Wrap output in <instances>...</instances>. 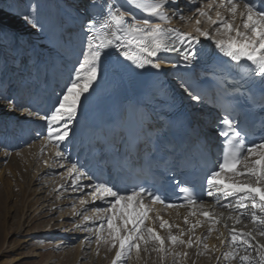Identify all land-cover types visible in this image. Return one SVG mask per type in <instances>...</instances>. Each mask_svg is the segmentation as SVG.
Returning <instances> with one entry per match:
<instances>
[{
	"label": "snow or ice",
	"instance_id": "obj_1",
	"mask_svg": "<svg viewBox=\"0 0 264 264\" xmlns=\"http://www.w3.org/2000/svg\"><path fill=\"white\" fill-rule=\"evenodd\" d=\"M89 2L96 11L81 24L85 49L70 73L67 85L50 112H27L29 117L37 116L46 124V145L41 149L42 154L51 146L55 148V157L64 160L66 153L61 145L69 138L70 122L75 121L82 100L100 78L102 61L111 58V50L137 69H161L165 62L162 53L176 54L185 62V67H191L202 51L196 46L201 44L200 38L203 37L211 41L228 61L238 68L246 69L247 78L240 86L244 91L239 94L249 92L250 89L245 88V85L255 83L259 77L261 99H264V0H196L194 9H190L192 16L187 18L178 8V0H103L102 4L100 0ZM186 2L190 4L192 0ZM129 8L139 10L157 22L138 18ZM177 16L187 21L195 17L194 34L163 26L171 25ZM23 19L34 28L39 26L29 15H24ZM202 22L207 23L209 28H202ZM179 87L192 101L200 103L203 100L190 85L181 83ZM0 100L13 106L14 102L10 99L0 97ZM229 104H232L231 100ZM239 114L233 106L231 110L226 109L223 117L218 120L221 146L216 158L204 171L202 192L188 181L173 185L172 192L181 201L179 203L174 202L161 189L138 185L130 191H122L111 182L98 181V178L97 182L82 184V180L93 181V176L79 168L75 162H69L65 175L71 180L70 186L76 191L90 189L85 192L90 200L81 198L80 204L95 205L91 209L75 212L83 220L82 224L76 225L77 229L92 232L98 248L105 245L109 251L115 250L112 264H128L133 252L139 259L141 251H148L149 244L154 246L152 251L157 252L162 261L170 253L174 264H179L188 256V252L175 251L177 246H186L188 249L195 246L198 256L209 251L220 252V248L209 249L205 242L220 223V219L213 216V211L203 210L205 202L202 195H206L213 198V210L219 207L234 213L228 219H234L236 224L241 223L242 219H249L256 226L254 232L264 236V135L253 139L247 125L238 122ZM44 163L47 165L48 161ZM59 167L65 168V164L60 163ZM60 187L64 188V185ZM97 201L101 203L97 204ZM158 204L166 209L198 207L201 211H190L189 216H201L207 221V235L203 238L195 236V229L203 224L199 219L185 231L157 213L155 220H159V228L167 230V236L162 237L155 229V220L150 215L156 211L154 206ZM87 211H93L95 215L90 217L86 215ZM184 224H189L188 216L184 217ZM173 228L178 230L179 235L173 234ZM185 236H188L187 240ZM221 243H227L229 249L216 257L218 264L220 260L231 264V261L237 259L240 264H264V244L256 242L253 232L237 231L233 227L230 239L222 240ZM241 252L244 254L241 255Z\"/></svg>",
	"mask_w": 264,
	"mask_h": 264
},
{
	"label": "rangeland",
	"instance_id": "obj_2",
	"mask_svg": "<svg viewBox=\"0 0 264 264\" xmlns=\"http://www.w3.org/2000/svg\"><path fill=\"white\" fill-rule=\"evenodd\" d=\"M67 6L66 0H0V97L14 101L13 106L10 107L4 100H0V143L3 140L6 143L7 136L13 134L10 129L11 123L17 124L18 117L20 121L22 118H32L33 116L27 115L28 111L45 114L46 108L52 103V101L49 103L48 97L60 93L62 84L68 83L70 73L85 49L84 33L81 27L79 29L73 21L68 19ZM182 7L179 9L182 10ZM24 15H29L33 21L38 22L39 26L32 27L23 19ZM176 19L177 22L181 21L179 17ZM80 43L81 47L78 46ZM67 55L68 57L72 55L73 58H67ZM32 68L35 74L41 72L36 79L37 89H42L45 85L49 92L38 95L43 99L40 100V97L36 99L37 110L31 108L27 111V107L24 109L26 103L23 109L20 106L22 103L16 105V100L13 98L15 89L11 88L13 85L11 82L14 78L21 80L22 74ZM49 76L53 86L50 82L48 83ZM60 77L63 79L60 80ZM30 87L29 91L36 88ZM53 100L55 101L56 98L54 97ZM50 111L51 109H48V112ZM34 118L32 121L36 124L39 121L42 122L37 116ZM70 125L72 129H70L69 137H72L77 122L72 121ZM29 131L25 143L7 142L2 146L0 144L2 148L0 149V264H112L115 250L109 251L107 246L100 245V250L97 249L99 256L95 257L96 247L90 242V233L82 231V233L86 232V235L77 236L75 232L79 233V229L76 231L75 226L71 225L72 228L69 226L73 221L67 218H75V212L82 209L84 205H80V199L83 196L76 195L78 199L66 201L69 199L68 195L65 196L67 193L60 194L63 190L56 191L59 182H66L64 173L66 170L59 167L60 160L49 167V163L47 165L44 163V157L37 156L40 152L38 146L45 147L46 130L44 132ZM21 135L18 133V138ZM62 147L63 151H70V145L67 147L62 145ZM4 153L8 156L7 160L2 159ZM14 155L22 156L28 163L30 158L33 159L30 169L25 172L29 174H27L28 178H22L21 172L7 169L10 163L13 164L16 160ZM54 166L58 169L52 170ZM45 171L47 173L41 175ZM30 193L39 198V203L32 210L30 209V212L25 210L24 213H19V210L22 212L25 198ZM63 201L67 202V205ZM89 214L90 211H87L86 215ZM23 215H25L24 218ZM81 219L82 217H79L77 220ZM62 223H65V226ZM21 225L25 233L19 235ZM64 227L66 230H63ZM79 237L81 240L78 241ZM86 239L87 245L80 247L81 241ZM60 242L63 243L59 244ZM153 247L149 244L148 251H141L139 259L133 252L128 264H174L170 253L162 261L160 255L152 251ZM185 248V246H177L176 251L183 253ZM194 250L195 248L191 255L183 258L179 264H184V259L189 262L187 264H198L197 250ZM243 254L241 252V255ZM206 256L203 257V264H211L213 255L212 258L211 255L208 257L206 254ZM234 261L236 263V260ZM221 262L229 264L224 260Z\"/></svg>",
	"mask_w": 264,
	"mask_h": 264
},
{
	"label": "bare ground",
	"instance_id": "obj_3",
	"mask_svg": "<svg viewBox=\"0 0 264 264\" xmlns=\"http://www.w3.org/2000/svg\"><path fill=\"white\" fill-rule=\"evenodd\" d=\"M193 1H194L193 3L186 4L183 2V0H178L177 6H178V8L181 6H185L182 8L183 13H185L184 11H186L185 9H187V8L188 9H194V7L196 6V0H193ZM66 3L68 5L67 7L69 10V12H67L66 15L68 16V19L70 21H73L74 24H76L79 27V29L81 27V24L85 20L89 19L96 11V9L91 7L89 0H66ZM100 3L102 4L103 0H100ZM186 6H188V7H186ZM129 11L132 12L134 15H136L138 18H148L150 20H153V22H157V21H155L154 18L146 17V14H143L139 10H136L134 8H129ZM184 15L186 18L189 16H192V11L189 10V12L185 13ZM176 18H178V17L173 18L171 25H163V26L178 29L182 32H193V29L195 26L194 25L195 17H192L191 21L181 20L180 22H177ZM237 23H239V21H237ZM201 27L202 28H209V25L207 23L202 22ZM193 34H194V32H193ZM200 39H201V42H203L205 40L203 37H201ZM205 41H209V40H205ZM209 42H210V44H212L214 46V44L211 41H209ZM78 46L81 47V43ZM111 51H112L111 58L110 59H104L102 61L100 78L98 79L97 83L94 85L91 92L86 94V98H84L82 100L83 101L82 105H81L79 112H78V115L75 119V121L77 122V125L74 127L73 136L69 137L68 140H66L62 144V145H64V147L65 146L67 147L68 145H70V148H71V150L68 152L64 151L66 153L64 160H60L59 158L55 157V148L49 146L46 149V151H44L42 154L41 149L44 147L40 146V145L38 146L39 147L38 150L40 152H38L37 156L44 157V159L46 161H48L49 167L55 165V162H58V160H60V163L65 164V168H63V170L64 169L66 170L69 162L73 161L77 164V162L79 161V158L83 152V149L85 148V143L89 140V137L91 135L90 131H89V127H91V124H90L91 120L94 119L97 115L106 113L109 108L114 107V108H121L124 110H128V114L126 116V119L129 122V124H132V125H134V124L132 123L130 118H132L135 114H137V112L146 114L147 113L146 109L136 108V106H135L136 96L132 90L133 84H143V85L149 84L150 85L153 83L154 86L156 85V86L166 87L171 82L179 84V82L181 81L180 76L182 75L183 71H189L192 74H196V75H198L200 73L197 70L198 67L196 65L193 64L191 67H185V62L182 60V58H180L179 56L173 55V54H163L162 53L161 57H164L165 62L162 63L161 69L156 70V69H153L151 67H146L145 69H137L134 65L131 64V62L124 60L122 56H118V54L115 53L114 50H111ZM67 58H73V56L71 55L70 57H68V55H67ZM157 59H160V58L158 57ZM173 65H176V66L174 67ZM40 74H41V72H37L35 74V71L32 68V70L30 69L27 72L25 71L24 74H22L21 80L20 79L17 80L14 78L13 81L11 82V84H13L11 86V88L13 87V89H15L13 98H14V100H16V105L22 103L20 105L21 109H23V107L25 105V101H28L31 99L35 101L36 98L41 97V96H38L39 94L40 95L45 94V93L47 94L49 92L48 87L47 86L45 87V85L42 87V89H39V90L37 89L38 85H36L37 84L36 79L38 78V76ZM62 79L63 78L60 77V80H62ZM48 80L50 82H52L51 76L48 77ZM27 85H29V86L27 87ZM66 85H67V82L62 84V90L65 88ZM30 86L31 87L33 86L32 88L36 87L35 88L36 91L34 89H31V91H29L28 89ZM52 86H53V84H52ZM52 86H51V88H52ZM62 90H61V92H62ZM38 91H40V92L37 93ZM61 92L56 93L57 95H55V96L53 95L56 98L55 101L53 100V98H54L53 96L48 97L49 103H51V101H52V103H51V106H48L46 108L45 113H48V109L53 108V106L56 104L57 100L59 99ZM88 103L94 104L95 110H94V113L92 116H86L85 106ZM190 103L193 104L196 102L191 100ZM26 107H27V111H28V109L33 108V105H29L27 103L25 105L24 109H26ZM202 108L203 107H201V106H196L194 108V112L196 114H199L202 111ZM15 112H17V111H15ZM23 112H24V110H23ZM17 117H18V115H17ZM34 117L35 116H33L32 118H25V119L22 118L21 121L19 120L20 117H18V123L17 124L11 123L12 127H10V129H11L13 134L10 136H7L6 141L8 143H11V142H14V143L16 142L18 144L25 143V141L28 139L26 137V136H28L27 133H30L29 130H33L34 132H38V131L44 132L46 130V124H44L43 121L42 122L39 121L38 124H36V122L32 121L33 119H35ZM197 120L200 121L201 119L197 118ZM18 133L22 134L19 138L17 136ZM91 133L94 134L95 139H98L99 136H98V133L96 131H92ZM8 135H9V133H8ZM7 142L5 143V141L3 140L0 144L2 146L4 144H7ZM45 145H46V143H45ZM62 145H61V149L63 150ZM0 149H2V148H0ZM74 149H76V151H78V154L76 155V157L74 156V153H75ZM7 158H8L7 154L4 153V156L2 155V159L7 160ZM14 158L16 160L13 162V164L10 163L11 165L7 169L14 170L17 173L21 172L22 178H25V179L28 178L27 176L29 174L27 173L28 174L27 175V174H25V172L30 169V165L33 164V159L30 158V161L28 163L22 156L21 157L15 156ZM37 160H39V159H37ZM38 164H39V161H38ZM57 166H54V168H52V170L58 169ZM2 167H3V165H2ZM79 168L86 171V168L84 165H81ZM45 173H47V172L45 171L41 175H44ZM64 173H66V171ZM22 174L23 175L25 174V175L22 176ZM34 178H35V175H34ZM65 178H66V180H65L66 182H64V181L59 182L57 184L59 186V187H57V189L60 188L59 190H63V192H61L60 194L65 193V192L67 193L65 196L68 195L69 199L66 201H70L72 199L73 200L78 199L79 197L76 195L83 196L84 199L90 200V197L85 196V192L90 191V189H84L83 191H76L70 186L71 180L66 175H65ZM62 183L64 185V188L60 187L62 185ZM81 183L82 184H90V183H93V181L82 180ZM207 199H208V201L205 203L203 210L213 211V216L215 218L220 219V223L217 225V230L213 231L211 236L208 237V239L205 241L208 244L209 249H212L214 247L220 248V252L209 251L206 253V254H208V257L211 255V258L213 255V258H212L213 260H212L211 264H218L216 257L220 256L221 252L229 249L228 244L227 243L222 244L221 241L222 240L228 241L230 239V231L233 227L240 229L239 231H242V232H246L248 230H251L254 233V235H256V240H257L256 242L259 241V243L264 244V236H260L254 232V229L256 228V226L254 224H252L249 219H242V222H246V227L242 226V222L239 224H236L234 219L233 220L228 219V216L230 214L234 215V213H230L229 210L221 209V208H220V210H218L217 207L213 210L212 209L213 198L207 196ZM63 202H65V201H63ZM38 203H39V198L34 197V195L32 193H30L25 198V203H24L25 205L22 209V212H21V210H19V213H24L25 210L30 212V209L32 210ZM65 203L67 205V202H65ZM96 203L100 204L101 202L97 201ZM93 207H95V205L89 203L87 205H84L82 207V209L80 208L78 211H82L85 208L91 209ZM155 209H156V211L150 214L151 218L153 220H155L156 215L158 213L159 216L162 217L164 220L169 221V223H171V224L179 225L180 228H183V229H185V231H187V229L190 227V225L192 223H196L197 219H199V220L203 221V224H202V226H199L195 229V236L203 238L208 233L209 225H208L207 221H204L203 217H201V216H189V212L193 211V210L196 211L197 213H199L201 211V209H199L198 207H194L192 209L184 208V209H171V210L161 209L159 207H155ZM36 210L37 209H35V211ZM94 215H95V213L93 211H90V214L88 216L91 217ZM185 216H188V219H189L188 225L184 224V217ZM24 217H25V215H23V218ZM78 218L79 217H77V216L75 218L74 217H72V218L68 217L67 220L72 219V221H75V223L73 222L72 224H69V226L72 225L73 227L74 226L76 227L77 224H82L83 220L81 219L78 221L77 220ZM225 224H227L228 227H224ZM62 225L65 226V223H62ZM72 226H71V228H72ZM85 227H88V225H85ZM154 227L160 233V235L162 237L167 236V230L166 229L161 230L159 228V220H155ZM22 229H23V226L21 225V228L18 231L19 235H22L25 233L24 231H22ZM63 230H66V228L64 227ZM77 230L78 229L76 227V231ZM82 231H84V230L79 229L80 234L77 232H75V234H77V236H85L86 232L82 233ZM172 231H173V234L179 235V232L176 228H173ZM87 232H89L90 233L89 236H91L90 242L93 245H95V247H96L94 255H96L95 257H97V256H99V254L97 255V252H98L97 249L100 250V248L97 247V245L95 243V238H94L92 232H90V231H87ZM220 233H223V236H220ZM189 235H191V233ZM218 237H220V238H218ZM184 239L187 240L188 236H185ZM79 240H81V237L78 238V241ZM62 243L63 242H60L59 244H62ZM85 245H87V244H85V241H81L80 247L81 246L85 247ZM193 249L194 248H192V251H193ZM195 249L197 250V247H195ZM183 250H184V252H188L187 257H189L191 255L192 251L190 249H188L187 247ZM175 251H176V249H175ZM206 254L203 256L197 255L196 262L198 264H203L202 260H203V257L204 258L207 257ZM253 255H255V253H253ZM186 260L187 259H184V261H183L184 264L189 263L188 261L186 262ZM219 264H224V263L221 262V260H220ZM231 264H240V261L237 259L236 263H235V261H233V262H231Z\"/></svg>",
	"mask_w": 264,
	"mask_h": 264
}]
</instances>
